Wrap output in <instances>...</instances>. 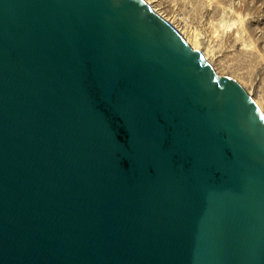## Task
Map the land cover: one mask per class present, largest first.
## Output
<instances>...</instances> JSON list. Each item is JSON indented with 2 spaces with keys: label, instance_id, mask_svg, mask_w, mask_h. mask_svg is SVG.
<instances>
[{
  "label": "water",
  "instance_id": "1",
  "mask_svg": "<svg viewBox=\"0 0 264 264\" xmlns=\"http://www.w3.org/2000/svg\"><path fill=\"white\" fill-rule=\"evenodd\" d=\"M0 264H264V116L143 0H0Z\"/></svg>",
  "mask_w": 264,
  "mask_h": 264
},
{
  "label": "rangeland",
  "instance_id": "2",
  "mask_svg": "<svg viewBox=\"0 0 264 264\" xmlns=\"http://www.w3.org/2000/svg\"><path fill=\"white\" fill-rule=\"evenodd\" d=\"M158 3L155 9L175 27L189 37L198 35L199 51L207 54L219 77L238 82L264 106V0Z\"/></svg>",
  "mask_w": 264,
  "mask_h": 264
},
{
  "label": "bare ground",
  "instance_id": "3",
  "mask_svg": "<svg viewBox=\"0 0 264 264\" xmlns=\"http://www.w3.org/2000/svg\"><path fill=\"white\" fill-rule=\"evenodd\" d=\"M145 2V4L159 17L161 18L163 21L167 22L169 25H171L176 31H178V33L184 38V40L187 42V44L191 47V49L193 51H199V38L198 35L195 34L193 37H189L187 36L184 32L180 31L177 27H175V25H173V22H171L169 19L165 18L159 11L158 9L156 10L155 7L159 6L158 0H143ZM155 2L156 5H151V3ZM240 23V22H239ZM192 36V35H191ZM217 36V35H216ZM236 35H234L235 37ZM218 37V36H217ZM238 38V36H237ZM236 38V39H237ZM238 40V39H237ZM202 57L204 58V60L207 62V64H209L214 73L216 74L217 77H219V74L215 71V69L213 68V66L211 65L210 61L207 58V54L206 53H201ZM244 89V87H242ZM245 90V89H244ZM246 91V90H245ZM246 93L249 95V97L252 99L253 103L256 105V107L259 109V111L263 114L264 116V106L262 104H260L259 102L255 101L251 95L246 91Z\"/></svg>",
  "mask_w": 264,
  "mask_h": 264
}]
</instances>
